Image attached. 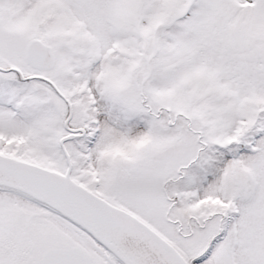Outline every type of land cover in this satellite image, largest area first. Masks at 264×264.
I'll return each instance as SVG.
<instances>
[{
	"label": "snow or ice",
	"instance_id": "obj_1",
	"mask_svg": "<svg viewBox=\"0 0 264 264\" xmlns=\"http://www.w3.org/2000/svg\"><path fill=\"white\" fill-rule=\"evenodd\" d=\"M0 264H264V0H0Z\"/></svg>",
	"mask_w": 264,
	"mask_h": 264
}]
</instances>
